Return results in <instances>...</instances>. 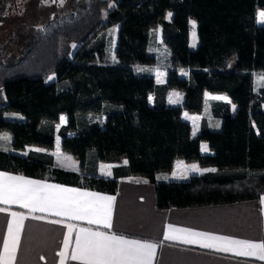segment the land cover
I'll list each match as a JSON object with an SVG mask.
<instances>
[{"label":"trees","instance_id":"1","mask_svg":"<svg viewBox=\"0 0 264 264\" xmlns=\"http://www.w3.org/2000/svg\"><path fill=\"white\" fill-rule=\"evenodd\" d=\"M15 1L0 0V20ZM258 10L264 0H69L19 56L0 59V132L9 135L0 170L114 193L120 178L153 179L182 159L216 171L155 179L157 208L259 198L264 85L255 86L254 76L264 74V23ZM190 20L197 36L192 48ZM157 29L165 52L160 61L150 51ZM156 65L165 71L163 82L154 78ZM171 90L182 94L180 105L167 102ZM205 91L229 101L210 100L220 125L210 128L202 117L193 134L181 111L201 113ZM60 114L65 123L57 127ZM56 136L77 171L54 161ZM201 141L212 153L200 152ZM26 146L45 151L18 152ZM99 162L114 164L111 176L98 173Z\"/></svg>","mask_w":264,"mask_h":264},{"label":"crops","instance_id":"2","mask_svg":"<svg viewBox=\"0 0 264 264\" xmlns=\"http://www.w3.org/2000/svg\"><path fill=\"white\" fill-rule=\"evenodd\" d=\"M192 21L196 27L195 21ZM196 42L197 39H195L194 36L191 44L189 42V47H194ZM164 78H161L157 82H163ZM261 85H264V83L261 82ZM204 97V104L214 99L229 101V98L222 93L205 91ZM167 102L171 105H180L182 103V94L177 90L169 91L167 94ZM234 107V104H231L232 111ZM205 109L206 108L203 106V111L201 113H188L185 110L181 111V117L190 123L193 134L198 132L202 117L206 118L210 128H218L220 125V120L210 115L209 104L208 108ZM194 116L197 117L196 120L198 119V125L195 128L192 123V117ZM61 117H63V122H61V124H64L65 115L60 114L59 118ZM204 145H207V151L202 150ZM26 147L25 149L27 150L45 151L44 148L39 146ZM0 148L7 149L8 147ZM199 149L201 153H212L206 141L200 142ZM27 150L18 152L25 154ZM50 152L52 154V149ZM76 163V169L64 168L77 171L78 162ZM194 164L198 166L199 171H191V166ZM113 165V163L109 162H99L97 166L98 173L105 177L111 176ZM205 169L215 168L212 166L203 167L194 161L186 162L182 159H176L169 173L158 175L156 178L141 181L120 178L114 193H106L84 187L62 184L4 170H0V173L24 177L29 180L42 181L64 188L78 189L82 192H93L103 196L115 197V200L112 202L113 227L111 231L129 239H139L141 241L157 244L158 247L153 264H264V260H259L256 257L237 256L233 252H222L216 251L214 248L201 247V243L213 242L202 241L198 237L186 236L183 232H173L170 234L177 237V239L166 240L164 238L165 234H168V226L172 225L174 228L187 229L195 233H207L216 237H228L253 243H264V194L256 199L230 203L166 209H159L156 207L154 195L155 179L183 180L185 178H180L181 175L187 178L188 175L204 172ZM144 181H147V183H144ZM0 207L8 208L9 211L21 213L28 217L23 221V229L20 232L15 264H61V257L59 255L61 251H64L68 257L65 264H79L78 261H72L70 259L72 250L75 247V237L79 228L83 227L105 232L109 231L98 225H89L86 220L67 221L63 217L52 216L48 213H30L28 209L20 208L16 204H0ZM33 215L44 218L39 220L32 219L31 217ZM49 220H63L64 223H72L76 226L71 235L70 244L67 249L64 248L67 228L62 226V224L49 223ZM10 221H12V217L8 213H0V252L3 251V240L8 236V224ZM181 239H191L196 242L181 243Z\"/></svg>","mask_w":264,"mask_h":264},{"label":"snow or ice","instance_id":"3","mask_svg":"<svg viewBox=\"0 0 264 264\" xmlns=\"http://www.w3.org/2000/svg\"><path fill=\"white\" fill-rule=\"evenodd\" d=\"M60 3L62 5L64 0H60ZM258 18L260 22L264 23V11L259 12ZM193 26H195L194 22ZM57 144H59V141H57ZM202 150L207 151V145H204ZM191 171H199L198 166L192 165ZM204 171L215 172L216 169H205ZM180 178L186 177L181 175ZM144 183H147V181H144ZM114 200L115 197L112 196L82 192L78 189L64 188L42 181L0 173V204H16L20 208L28 209L30 213H48L52 216L63 217L67 221L86 220L89 225L94 224L109 230L105 232L90 228H79L75 237V247L70 257L72 261H78L79 264H153L157 244L139 239H129L111 231L113 227L112 202ZM0 213H8L12 217V221L8 224V236L3 240L0 264H15L23 221L28 217L21 213L9 211L8 208L4 207H0ZM31 218L39 220L44 217L33 215ZM48 222L62 224L67 228V235L64 240V248L67 249L76 226L72 223H64L63 220H49ZM173 232H183L186 236L198 237L202 241L213 242L201 243V247L214 248L216 251L233 252L237 256H250L264 260V243L216 237L207 233H195L187 229L174 228L172 225L168 226V234H165L164 238L166 240L177 239V237L170 235ZM180 242L195 243L196 241L181 239ZM59 255L61 264H65L66 259H68L66 253L61 251Z\"/></svg>","mask_w":264,"mask_h":264},{"label":"rangeland","instance_id":"4","mask_svg":"<svg viewBox=\"0 0 264 264\" xmlns=\"http://www.w3.org/2000/svg\"><path fill=\"white\" fill-rule=\"evenodd\" d=\"M68 2L69 0H64L62 5L60 0H16L14 3H10L4 17L0 20V59L7 62L9 60L7 59L8 56L9 58L10 56H19L24 51V47L34 31L40 28L54 13L66 6ZM261 11L264 10H258L257 12V21L259 24H263L258 18V14ZM190 24L189 42L191 44L194 36L195 39H197V36L192 20H190ZM109 39V56L111 59H114L113 50L116 40V29L109 32ZM159 41L160 33L159 29H157L150 42V51L155 54L158 61H160L165 54L163 48L159 44ZM153 75L155 80L159 81L161 78H164L165 71L156 65L153 68ZM52 79H54L53 74L47 76L46 78L47 81ZM261 82L264 83V74H256L255 86L261 85ZM173 100L175 101L174 97ZM149 101H151V96H149ZM208 104V102H205L204 104L206 109L208 108ZM62 118L63 117L59 118L57 127L61 124V122H63ZM196 118V116L192 117L194 128L198 125V119L196 120ZM5 137H7V139H5ZM57 141H59V144H57ZM8 142V133L0 132V147L7 148ZM25 150L27 149H24V151ZM52 154L54 160L60 166L73 169L77 168V161L71 155L60 149V139L58 136H56V140L52 148Z\"/></svg>","mask_w":264,"mask_h":264}]
</instances>
